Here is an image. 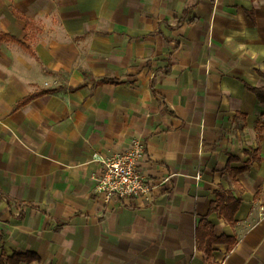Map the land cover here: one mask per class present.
I'll use <instances>...</instances> for the list:
<instances>
[{
	"label": "crops",
	"instance_id": "crops-1",
	"mask_svg": "<svg viewBox=\"0 0 264 264\" xmlns=\"http://www.w3.org/2000/svg\"><path fill=\"white\" fill-rule=\"evenodd\" d=\"M253 89L264 91V0H0V256L204 264L205 218L235 239L212 245V264H264ZM134 140L155 186L105 198L94 154ZM218 193L238 201L233 223Z\"/></svg>",
	"mask_w": 264,
	"mask_h": 264
},
{
	"label": "built area",
	"instance_id": "built-area-1",
	"mask_svg": "<svg viewBox=\"0 0 264 264\" xmlns=\"http://www.w3.org/2000/svg\"><path fill=\"white\" fill-rule=\"evenodd\" d=\"M142 153V142L134 140L123 153L110 156L94 154L101 164L95 190L101 192L105 198L116 197L124 201L149 194L155 184L139 167L138 161ZM167 179L165 177L164 181ZM259 209L260 214L264 216V204H261Z\"/></svg>",
	"mask_w": 264,
	"mask_h": 264
},
{
	"label": "trees",
	"instance_id": "trees-1",
	"mask_svg": "<svg viewBox=\"0 0 264 264\" xmlns=\"http://www.w3.org/2000/svg\"><path fill=\"white\" fill-rule=\"evenodd\" d=\"M257 95V97L264 101V91L260 89H253ZM33 95H30L22 100L23 102L28 101L30 98H32ZM218 199L220 202H223V200H226V204L221 207V211L224 214V217L227 221L230 223H233V214L236 211L238 207V201L235 200L232 195H228L225 198V195L222 193H218ZM212 209H215L212 207ZM196 241L198 248L202 250V252L205 255V263L204 264H212V245L215 243H227L228 248L232 247V245L235 242V239L229 236H215L213 233V228L212 225L205 220V218H202L198 226L196 227ZM28 258L19 255V254H14L10 257L4 258L0 256V264H19L21 261L27 260Z\"/></svg>",
	"mask_w": 264,
	"mask_h": 264
}]
</instances>
